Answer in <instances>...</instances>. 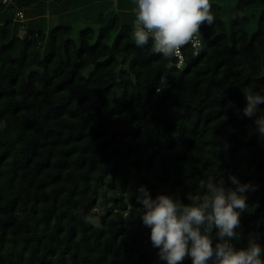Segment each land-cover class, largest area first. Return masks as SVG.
<instances>
[{
    "label": "trees",
    "instance_id": "1",
    "mask_svg": "<svg viewBox=\"0 0 264 264\" xmlns=\"http://www.w3.org/2000/svg\"><path fill=\"white\" fill-rule=\"evenodd\" d=\"M71 1L0 0V264H166L138 190L189 204L209 176L254 187L231 242L264 247V103L243 111V92L264 95V9L251 32L252 2L238 0L178 67L151 40L138 47L117 14L77 38L70 23L20 29L18 11Z\"/></svg>",
    "mask_w": 264,
    "mask_h": 264
},
{
    "label": "clouds",
    "instance_id": "2",
    "mask_svg": "<svg viewBox=\"0 0 264 264\" xmlns=\"http://www.w3.org/2000/svg\"><path fill=\"white\" fill-rule=\"evenodd\" d=\"M133 38L143 48L152 41V51L164 58L181 57V49L191 44L199 48V31L204 24L214 22L211 0H134ZM247 117H254L264 95L243 92ZM256 131L264 136V115L254 121ZM235 188L225 186L221 177L209 176L200 181L202 194L189 195L184 204L167 194L155 199L141 186L137 197L143 205L141 219L150 228L152 245L159 249L158 257L166 264H182L190 257L191 264H264V247L250 237L245 247L237 248L231 241L239 239L240 215L247 208L245 193L254 190L230 175ZM87 223L99 227L89 216ZM215 230V233H214ZM214 233V235H213ZM215 239V245H214Z\"/></svg>",
    "mask_w": 264,
    "mask_h": 264
},
{
    "label": "rangeland",
    "instance_id": "3",
    "mask_svg": "<svg viewBox=\"0 0 264 264\" xmlns=\"http://www.w3.org/2000/svg\"><path fill=\"white\" fill-rule=\"evenodd\" d=\"M119 1L124 2L123 6L119 5ZM82 2L84 4L79 0H72L66 5L62 3H39V5L27 8L24 11V19H21L24 20L25 26L23 29L20 26V29L23 33L29 28H40L49 32L59 23H70L74 26V37L77 38L82 28L90 26L98 31L103 24H107L109 18L117 14L121 23H129L134 30V0H83ZM251 2L252 8L246 10V13L252 16L249 27L252 32L257 28L259 16L264 9V0H251ZM213 3L222 8L217 12H212L214 18L220 17L228 20L236 16L238 0H211V4ZM13 12H15L13 7H6L4 14L7 17H14L15 13L13 16ZM101 16L106 19V22L101 20ZM16 23L14 22L12 27H15Z\"/></svg>",
    "mask_w": 264,
    "mask_h": 264
},
{
    "label": "built area",
    "instance_id": "4",
    "mask_svg": "<svg viewBox=\"0 0 264 264\" xmlns=\"http://www.w3.org/2000/svg\"><path fill=\"white\" fill-rule=\"evenodd\" d=\"M12 0H3V2L4 3H6V4H8V3H10ZM17 15L21 18V19H24V12L23 11H18L17 12ZM199 40H200V46H199V48H195L194 49V52H195V54H198V51H199V49H200V47H201V44H202V41H201V32L199 31ZM189 45H191V44H189ZM192 46V45H191ZM183 63H184V53H183V48L181 49V57H179V58H177V66L178 67H181L182 65H183Z\"/></svg>",
    "mask_w": 264,
    "mask_h": 264
}]
</instances>
